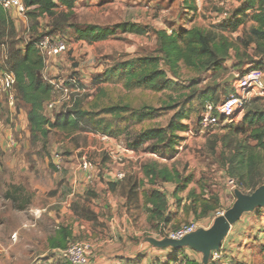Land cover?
I'll return each mask as SVG.
<instances>
[{
    "label": "rangeland",
    "instance_id": "1",
    "mask_svg": "<svg viewBox=\"0 0 264 264\" xmlns=\"http://www.w3.org/2000/svg\"><path fill=\"white\" fill-rule=\"evenodd\" d=\"M181 1L76 0L69 24L79 27L89 24L112 27L117 23L132 22L151 28L149 33L143 35L118 31L106 40L92 43L78 39L73 27L52 32L51 18L40 16V34L65 36L69 44L66 52L49 58L46 63L45 76L55 88L53 99L61 100L55 108H45L47 115L53 119L55 114L73 107L78 101H92L98 88L107 85L97 82V78L109 66L154 50L156 38L153 29H161L175 16L178 18L187 14ZM240 1L197 0L199 15L196 16V24L212 27L225 11L232 12L239 7ZM257 10L258 7L250 13L254 14ZM9 16L16 24L21 44L28 41L32 36L29 17L17 14ZM249 22H246V27ZM5 59L6 48L1 46L0 264H66L53 245L60 238V226L77 229L65 241V246L74 241H86L95 245L112 238L110 223L115 216L118 227L126 228V234L130 232L133 240H147L154 237V234L161 237L162 230L148 223L145 207L141 202L143 190L152 186L145 174L147 165L158 169L167 166L178 170L182 180L190 179L187 189L181 191V195L185 196L192 190L204 193L228 192L224 194H227L228 200L217 210L226 212L232 207L236 197L231 194L234 190L228 182L230 175L223 164L221 143L227 126L241 122L244 113L233 122H222L208 131L202 130L200 118L185 120L184 123L189 125L188 129L179 133L180 139L175 151L166 156L144 150L126 152L125 137L104 138L92 131L67 134L54 130L44 143L41 139L33 140L31 137L27 117L29 107L19 100H14V105H11L9 92L1 85L2 74L7 71ZM231 73L235 72L230 71L229 74ZM71 76L79 80L84 91L71 107L65 108L68 104L65 101L67 95L61 90L60 82ZM233 84L235 80L232 82V93L235 92ZM74 94L69 90L70 98ZM254 96L259 95L252 93L250 98ZM153 98L161 99L158 94ZM132 131L135 132V129ZM56 154L61 156L59 168L54 162ZM84 156L96 166L91 181H87L80 169ZM118 171H123L125 177L115 182L113 175ZM155 182L157 188L174 196L176 183L160 180ZM263 183L264 180L260 185ZM13 186L22 188V197L18 201L6 196V191ZM241 190L245 193L255 191L250 188ZM125 206L128 208L125 213L127 217L122 213ZM115 207L118 210L113 211ZM185 222H189V219ZM87 229H90L91 234L82 231ZM98 250L97 248L94 253ZM95 259L93 254L90 264Z\"/></svg>",
    "mask_w": 264,
    "mask_h": 264
},
{
    "label": "trees",
    "instance_id": "2",
    "mask_svg": "<svg viewBox=\"0 0 264 264\" xmlns=\"http://www.w3.org/2000/svg\"><path fill=\"white\" fill-rule=\"evenodd\" d=\"M23 1L33 7L26 12L32 36L21 44L15 22L0 5V47L6 48L5 68L15 76V100L29 107L27 117L31 137L44 143L54 130L67 134L92 131L113 138L125 137L130 150L171 155L180 139L179 133L189 127L184 121L201 119L206 102L217 104L234 91L232 82L222 83L226 75L245 63L256 62L248 53L252 43H255V55L264 56V0H244L229 12V16L222 17L210 28L192 25L171 30L153 29L154 50L109 66L97 78V82L107 85L98 88L92 101H78L51 119L45 108L54 98L55 88L45 77V61L38 48L44 35L38 32L40 16L51 18L52 32L73 27L78 39L90 43L106 40L118 31L143 35L151 28L132 22H121L112 27L95 24L79 27L69 24L76 0ZM182 5L185 15L198 10L196 0H183ZM256 7L258 10L251 14ZM249 20L253 23L246 27ZM242 25V33L234 37L233 33ZM233 56L239 61L228 67L227 61ZM157 94L160 100L153 98ZM226 130L221 143L224 167L239 189L253 191L264 180V96L250 98L244 105L241 122L227 126ZM145 174L152 184L142 192L148 220L162 221L168 201L164 191L155 186V181L176 183L174 192L177 194L187 189L190 179L182 180L178 170L167 166L158 169L147 165ZM6 196L18 201L22 197V188L13 186L6 191ZM148 204L151 206L147 207ZM200 207V212L195 206L188 207L187 211L192 210L197 217L206 215L209 210L216 211L218 197L211 195L209 199L201 200ZM59 228L60 238L53 245L64 248L65 241L73 233L69 226ZM184 250L176 248L175 259Z\"/></svg>",
    "mask_w": 264,
    "mask_h": 264
},
{
    "label": "crops",
    "instance_id": "3",
    "mask_svg": "<svg viewBox=\"0 0 264 264\" xmlns=\"http://www.w3.org/2000/svg\"><path fill=\"white\" fill-rule=\"evenodd\" d=\"M243 1L244 0L238 2V5H240ZM229 2L234 3V0H229ZM182 4L183 0L181 1V5ZM197 15H199V10H197L196 13L192 12L188 15H180L178 18L175 16L174 19L169 20L168 25L163 28L171 30L173 28H178L179 26L189 28L192 25H198L196 24ZM221 19L222 15L218 21ZM249 21L250 26L253 21ZM243 28L244 25L240 27L238 32L233 33V36L237 37L240 35ZM248 53H250L256 62L245 63L241 68L235 70L233 69L232 71L235 72L236 76L244 74L253 68H260L264 72V56L255 55V43H252L248 48ZM238 61L239 60L233 56L227 61V66L232 67L233 65L237 64ZM258 63L260 64L256 66ZM45 71L46 68L44 72ZM225 193L228 192H188V194L184 196L181 195V192L177 194L174 192V196L172 197L171 193L168 194L164 192L168 201V207L164 215V220L153 222L148 220V223H150V225H152L154 228L157 227L158 230L161 231L162 228H177L184 224L187 219H189V221H198L201 228L207 229L212 226L215 219V213L219 208H217L216 211L209 210L206 215L201 217H197L191 209V211L188 212L187 208L190 206H195L198 207V211L200 212V201L209 199L211 195H216L219 200V206H222L224 201L228 200L227 194L224 195ZM231 194L233 195L234 192ZM141 202L143 203V193L141 194ZM150 206L151 205L148 204L147 207ZM144 207V212H146L148 218L147 208L145 205ZM115 210H118V208H113V211ZM126 211H128V208L125 206L122 213L125 214ZM125 215V217L128 216L127 214ZM115 217L111 219L110 223V233L112 238L92 245L90 258H92L93 254L96 258L93 264H204L203 254L190 247H185L183 254L175 259V248L173 247H157L147 241L146 238L140 241L137 239L133 240L131 238L130 232L128 235L126 234V228L121 229L118 227ZM170 220L172 223H170ZM83 227L84 226H81V228ZM70 229L74 235V232L77 229L74 230L73 227H70ZM82 231L86 234H91L90 229H87V231ZM154 235L156 236H154L155 238L162 239V237H157L156 234ZM97 248L99 250L94 253ZM218 251L221 256V261L227 264H264V207L256 208L251 212H245L242 217L231 226L228 235L225 237L222 246Z\"/></svg>",
    "mask_w": 264,
    "mask_h": 264
},
{
    "label": "built area",
    "instance_id": "4",
    "mask_svg": "<svg viewBox=\"0 0 264 264\" xmlns=\"http://www.w3.org/2000/svg\"><path fill=\"white\" fill-rule=\"evenodd\" d=\"M0 5L9 14H17L26 16V12L33 7H29L25 4L23 0H0ZM229 16V11H225L222 17ZM69 44L65 36L56 35H44L40 38L38 42V48L44 58L45 68L46 63L49 58L58 56L68 50ZM45 74V72H44ZM46 77V76H45ZM53 86L54 84L49 81ZM15 76L12 72L5 71L2 74L1 85L4 90L9 92L10 104L14 105L15 100ZM235 92L231 93L227 98L219 103L206 102L204 109L201 114L200 124L202 130L208 131L211 128L223 124L233 122L238 119L240 115L244 112V105L250 99V95L255 93L259 96L264 95V72L260 68H253L248 70L242 75H237L235 80ZM71 89H70V88ZM61 90L67 95V105L65 108L71 107L77 98L83 94L84 88H82L79 80L75 76H71L68 79L60 82ZM73 91L74 96L70 98L68 92ZM61 100L52 99L47 107L55 108ZM104 138H108L106 135L100 134ZM126 152L134 153V150L124 149ZM113 153V152H112ZM55 165L59 168L61 162L60 154L55 155ZM95 164L89 160L87 157H83L80 163V169L85 174L87 181H91ZM125 177L123 171H118L113 175V180L115 182L122 180ZM229 184H231L233 190L237 187L235 179L229 178ZM224 210H217L215 213V218L217 216L223 215ZM201 228L200 224L196 220L189 221L188 223L182 224L176 229H165L162 228V238H173L181 239L184 236L198 230ZM59 255L69 264H90V256L92 251V244L86 241H74L69 243L64 248H57ZM209 264H227L221 261V256L219 251H213L210 257ZM234 264H248V263H234Z\"/></svg>",
    "mask_w": 264,
    "mask_h": 264
},
{
    "label": "water",
    "instance_id": "5",
    "mask_svg": "<svg viewBox=\"0 0 264 264\" xmlns=\"http://www.w3.org/2000/svg\"><path fill=\"white\" fill-rule=\"evenodd\" d=\"M236 74H229L222 83L236 80ZM236 197L232 207L223 215L217 216L211 227L199 228L198 230L184 236L181 239L149 237L147 240L157 247L185 248L190 247L203 254V263L209 264L213 251L220 250L225 237L231 226L236 223L245 212L254 211L256 208L264 207V183L252 193H245L241 189L234 190Z\"/></svg>",
    "mask_w": 264,
    "mask_h": 264
}]
</instances>
